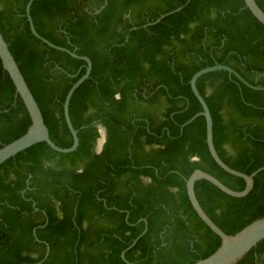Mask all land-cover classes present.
Instances as JSON below:
<instances>
[{"label": "trees", "instance_id": "obj_1", "mask_svg": "<svg viewBox=\"0 0 264 264\" xmlns=\"http://www.w3.org/2000/svg\"><path fill=\"white\" fill-rule=\"evenodd\" d=\"M29 1L0 0V31L51 140L69 148L73 138L63 104L87 63L32 34ZM187 2L33 1L36 31L90 58L92 71L70 102L77 150L59 153L38 143L0 165V264H192L220 247L221 238L194 210L186 181L201 169L232 190L246 184L212 158L204 117L181 130L202 111L190 80L203 68L224 64L264 87V24L244 0ZM256 2L264 11V0ZM197 87L210 109L221 159L248 175L263 168L264 91L226 71L203 75ZM30 125L0 59V148ZM99 125L107 135L97 153ZM195 193L229 235L264 218V170L244 198L206 180L196 182ZM237 264H264V240Z\"/></svg>", "mask_w": 264, "mask_h": 264}, {"label": "water", "instance_id": "obj_2", "mask_svg": "<svg viewBox=\"0 0 264 264\" xmlns=\"http://www.w3.org/2000/svg\"><path fill=\"white\" fill-rule=\"evenodd\" d=\"M34 0H30L27 5V17L30 23V28L32 31V34L39 39L41 42L45 43L49 47L66 52L70 54L72 57L80 60H84L87 63V68L85 74L79 78L70 88V90L67 93V96L65 98V102L63 104L64 109V117L65 121L67 123V126L69 128V131L73 138V145L69 148H62L57 146L50 138V132L49 129L45 123L41 108L36 101L30 87L28 86L20 68L15 60L13 54L10 51L9 45L6 42L4 36L2 35L0 31V59L2 62L3 69L9 74L15 88L16 93L21 97L28 113L31 119V125L29 126L27 132L21 136L20 138L14 140L13 142L3 146L0 148V165L5 163L7 160L15 157L20 152H23L32 146L38 144V143H46L49 145L53 150L59 152V153H72L77 150L79 146V137H78V130H76L72 124L71 118H70V102L72 99L73 94L75 91L86 81L90 78L91 71H92V61L90 58L86 56H79L75 52H72L66 48L57 46L44 37H42L35 29L32 17L30 15V7ZM246 7L251 11V13L255 16V18L264 24V11L260 8L256 0H244ZM190 0H188L187 3H189ZM105 5L102 7L104 8ZM183 7H179L177 10H175L172 13L178 12L182 10ZM101 11L98 10L97 13ZM170 14V13H169ZM168 14L162 15L157 21H161L163 18H165ZM155 23H151L148 25H152ZM146 25V26H148ZM216 71H226L229 73L230 77L233 75L237 77V79L248 86L249 88L257 91H264L263 86H257L249 83L246 81L238 72H236L232 67L224 64H216L214 66L206 67L198 71L193 75V77L190 80V86L192 89V92L194 96L197 98L199 103L202 106V111L196 114L193 118H191L189 121H187L185 124L181 126V130H183L186 126L194 122L198 117H204L206 120V142L210 151V154L214 161L227 173L234 175L236 177H240L245 181V188L242 191H235L227 187L225 184H223L220 180H218L213 175L204 172L201 169L195 170L192 175L187 179L186 181V189L187 194L189 197V200L198 214V216L202 219V221L215 233L221 238V245L220 247L209 257L205 259L198 260L192 264H237L247 253H249L253 248L257 247L259 243H261L264 240V218L258 219L248 226H246L244 229L239 231L238 233L234 235H229L225 233L222 229H220L212 220L211 218L206 214L202 206L200 205L198 198L195 193V184L198 181L206 180L216 186L218 189H220L225 194L235 197V198H244L246 197L254 188V177L264 170V167L257 170L256 172L252 173L251 175H248L246 173L234 170L230 168L219 156L215 145H214V122L213 118L210 112V109L204 99V97L201 95V93L198 90L197 87V81L200 77H202L205 74L216 72ZM99 132H100V138L98 139V143L100 145L97 152H101L102 146L104 142L106 141V129L105 127L99 125ZM195 160H198V158H195ZM146 232V231H145ZM144 232V233H145ZM141 237V236H140ZM138 237L131 246L128 247V249L132 248L137 241L139 240ZM127 249V250H128ZM125 250L122 253V258L125 260ZM49 248L47 250L46 256H48ZM127 264H131L125 260Z\"/></svg>", "mask_w": 264, "mask_h": 264}, {"label": "flooded vegetation", "instance_id": "obj_3", "mask_svg": "<svg viewBox=\"0 0 264 264\" xmlns=\"http://www.w3.org/2000/svg\"><path fill=\"white\" fill-rule=\"evenodd\" d=\"M102 126V125H101ZM99 127V126H98ZM104 127V126H103ZM99 129V128H98ZM106 129V128H105ZM100 133V132H99ZM106 135H107V130H106ZM105 143V142H104ZM104 145V144H103ZM102 148H103V146H102ZM97 146H96V152H97ZM97 153H100V152H97Z\"/></svg>", "mask_w": 264, "mask_h": 264}, {"label": "crops", "instance_id": "obj_4", "mask_svg": "<svg viewBox=\"0 0 264 264\" xmlns=\"http://www.w3.org/2000/svg\"><path fill=\"white\" fill-rule=\"evenodd\" d=\"M145 181H146V182H150V180H149V179H145Z\"/></svg>", "mask_w": 264, "mask_h": 264}, {"label": "rangeland", "instance_id": "obj_5", "mask_svg": "<svg viewBox=\"0 0 264 264\" xmlns=\"http://www.w3.org/2000/svg\"><path fill=\"white\" fill-rule=\"evenodd\" d=\"M99 147H100V145H99V144H97V149H99Z\"/></svg>", "mask_w": 264, "mask_h": 264}]
</instances>
